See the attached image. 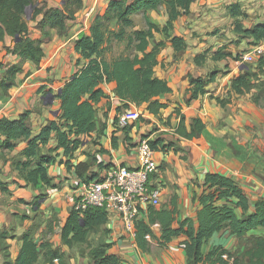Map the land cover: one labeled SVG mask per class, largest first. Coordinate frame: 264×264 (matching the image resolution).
<instances>
[{"label":"crops","instance_id":"1","mask_svg":"<svg viewBox=\"0 0 264 264\" xmlns=\"http://www.w3.org/2000/svg\"><path fill=\"white\" fill-rule=\"evenodd\" d=\"M109 1L82 0L75 18L66 21L65 30L52 29L49 36L42 38L45 54L41 63H23V71L17 74L15 85L7 95L0 94V116L16 119L23 111L29 110V121L34 133L48 120L55 118L59 113L60 100L51 96L79 67L76 64L79 55L74 49V39L88 32L94 15L102 13ZM236 1L244 12L240 18L243 28L264 24V0H193L189 13L179 16L171 31L172 35L184 38V50L175 51L170 38H165L159 32L149 42L148 49L159 41L165 43L160 47L154 75L166 80L172 91L161 94L159 98L171 105H179L186 123L192 118H200L205 128L198 136L188 139L176 133L178 118L174 114L167 117L172 109L169 106L157 116L148 114L141 121L130 122L126 138L124 127L117 126L115 121L123 110H117L121 99L114 95L111 85L104 84L102 87L107 97L97 104L98 128L101 131H94L91 138L87 139L96 140L95 149L92 150H104L105 153H98L99 161H117L130 168L138 165L135 144L140 138L146 136L151 140L161 137L165 143L171 142L172 145L166 150H155L157 169L150 179L153 184L162 187L161 205H170L172 198L176 200L178 220L194 215L196 204L192 198L195 192H200L198 184L208 172L221 173L236 180L249 197L250 210L256 200L264 197V108L251 100V93L238 95L230 88L235 75L243 68H248V65L257 64L255 61L237 69L235 66L236 56L254 43L252 37L235 30V18L230 15L228 6ZM62 3L63 0H36L34 6L45 10L48 7H61ZM147 15L152 22L161 26L167 19L166 6L148 11ZM41 17L42 12L34 19L27 18L32 38L41 37L37 27ZM133 20L135 29L145 28L143 14H134ZM118 43L123 45L121 51L116 53L113 46ZM13 44L14 38L10 35H5L0 42V76L5 65L20 61L16 54L7 53V48ZM105 47L103 56L111 60L123 52L124 42H115L112 46L105 44ZM215 52L224 56L215 59ZM203 53L206 55L205 60L196 63L194 56ZM209 75L214 76L206 85L205 93L192 97L186 89L189 77L208 78ZM40 87H44L43 91H40ZM44 91L47 93L44 94ZM217 97L227 99L219 104ZM112 137H115V146ZM25 145L26 142L21 141L15 149L6 151L0 158V264H13L24 233H30L38 243L47 240L53 247L69 248L61 242L60 231L74 206L80 179L74 174L73 168L69 170L66 164L59 162L61 156H58L50 167L54 187L42 183H25L19 176V170L11 164L13 157H20ZM55 146L56 142L52 141L43 148V152ZM77 156L71 161L72 165L77 162ZM153 229L159 236V226L154 225ZM259 232L253 230L248 235ZM92 236L95 239L102 236L104 242L110 245L108 251L119 256V264H187L182 237L174 238L164 246L152 240L150 250L142 251L134 238L124 233L122 225L111 220ZM214 245H222L227 249L240 246L238 238L227 229L214 234L204 244L203 252H208ZM86 259L87 264H94L90 257ZM70 262L75 264L72 260Z\"/></svg>","mask_w":264,"mask_h":264},{"label":"trees","instance_id":"2","mask_svg":"<svg viewBox=\"0 0 264 264\" xmlns=\"http://www.w3.org/2000/svg\"><path fill=\"white\" fill-rule=\"evenodd\" d=\"M193 0H110L102 13L94 15L88 32L74 39V49L78 53L76 64L79 66L62 86L53 93L59 98V113L55 118L43 124L34 133L29 121V110L23 111L16 119L0 116V158L6 151L15 149L21 141L26 145L20 157H13L11 164L19 170V176L27 184L42 183L54 187L50 176V167L57 161L73 168L74 174L84 182L99 181L104 167L108 166L98 160L97 169L90 170V165L98 157H93L83 150V145L91 133L100 132L98 128L97 104L107 97L104 84L112 87L114 95L121 99L117 110L128 109L133 105L140 106L151 115L157 116L162 109L172 106L167 117L173 114L178 118L175 131L180 136L191 139L198 136L205 128L200 118H192L186 123V117L180 112L179 105H171L162 101L161 94L172 91L168 82L154 75L160 47L163 41L157 42L148 49L155 33H162L175 51L184 50L186 43L183 37L172 35L174 21L179 16L189 13ZM36 0H0V42L5 35L14 38V44L7 48V53L20 57L15 64L5 65L0 76V94L7 95L16 83L17 74L23 71L25 61L40 64L44 57L42 41L50 35L52 29L63 31L66 21L75 18L82 6V0H63L61 7H48L45 10L35 5ZM165 5L167 19L163 25L152 22L148 11ZM32 10L29 19H34L42 12L37 23L41 31L40 38L30 36L26 10ZM229 13L235 18V30L253 38L254 42L264 40V24L251 28H243L240 18L244 16L238 1L228 6ZM143 14L145 28H134V14ZM115 42H124L123 52L117 57L107 60L103 56L106 46ZM224 55L215 52L213 58ZM206 58L205 53L194 56L200 64ZM2 63H0V68ZM208 78L189 77L186 87L192 97L205 93L206 85L213 80ZM230 88L233 93L244 95L251 93V100L259 104L264 99V56L259 57L255 66L248 65L231 79ZM44 87H40L43 91ZM254 91V92H253ZM45 92V91H44ZM47 91L44 93L46 94ZM219 104L225 101L216 98ZM117 121V118L115 119ZM126 138L130 126H125ZM115 140V137H112ZM55 141L56 146L46 152L43 148ZM154 150H166L172 143H165L163 138L149 140ZM115 141L113 146H115ZM99 151H104L100 149ZM55 152V154H53ZM85 154V159L79 156ZM77 156V162L71 161ZM91 158V159H90ZM93 159V160H92ZM92 160V161H91ZM200 192L193 195L196 209L193 216L177 219V202L171 199L170 205L149 206L146 218L136 220L134 240L142 251H149L152 240L161 246L174 238L182 237L181 244L185 252L187 264H264V197L259 198L252 206L247 194L232 177L208 172L204 175ZM109 221L106 209L102 206L89 205L83 210L72 207L60 231L61 242L69 248L75 244L87 242L91 233L98 232ZM159 226V236L153 226ZM227 229L239 240V247L227 249L222 245H214L204 253V244L216 233ZM107 230V229H106ZM259 230L255 234L250 231ZM22 245L14 258L13 264H37L40 256L43 264H71L67 253L61 247H53L50 241L36 242L30 233L22 235ZM110 245L99 242L90 247L89 257L94 264H119V256L109 252Z\"/></svg>","mask_w":264,"mask_h":264},{"label":"built area","instance_id":"3","mask_svg":"<svg viewBox=\"0 0 264 264\" xmlns=\"http://www.w3.org/2000/svg\"><path fill=\"white\" fill-rule=\"evenodd\" d=\"M264 56V40L254 42L235 58L236 69L247 63L255 62ZM148 117L143 108L133 105L123 109L117 115L116 124L125 127L130 122ZM150 137H142L135 144L138 165L128 167L125 164L104 162L99 181L79 180L74 208L83 210L89 205L106 209L109 220L118 221L124 233L134 238L136 220L146 215L149 206L159 207L162 195L160 184H153L150 175L156 171L155 150L149 143Z\"/></svg>","mask_w":264,"mask_h":264},{"label":"rangeland","instance_id":"4","mask_svg":"<svg viewBox=\"0 0 264 264\" xmlns=\"http://www.w3.org/2000/svg\"><path fill=\"white\" fill-rule=\"evenodd\" d=\"M30 13H31V9L28 10V15L30 16ZM122 43H118V44H115L113 46V50L117 53V52H120L121 49H122ZM219 66V65H218ZM251 66H254V65H251ZM220 67V66H219ZM214 68L217 69V67L215 66ZM219 69V68H218ZM254 92V91H253ZM250 94V93H249ZM245 96V94H244ZM226 97H223V99H225ZM227 99V98H226ZM260 107L264 108V99H260V102L258 104ZM145 118H142L140 119L143 120ZM89 140H87L86 142V146L83 148V150L87 153H89V155L93 156V157H98V153L101 152V153H105L103 151H99L98 149L97 150H92L91 148L95 149L93 146L96 144V140L94 139H90L89 143H88ZM92 145V146H91ZM78 155V154H77ZM79 156V155H78ZM82 159L84 160L85 159V154H82ZM91 159V158H90ZM93 160V159H92ZM91 160V161H92ZM97 162H98V159L95 161V162H92L91 165H90V170H96L97 169ZM160 205H161V201H160ZM159 205V206H160ZM99 232V231H98ZM97 232V233H98ZM95 233V234H97ZM93 233L90 234L87 242L85 243H82V244H75L74 246L68 248L67 250H65V252L67 253V258L69 261H73L75 264H87V257H89V249L90 247L92 246H95L97 243L99 242H103V238L102 236H99L97 239H95L93 236ZM37 264H43L42 262V257L39 258Z\"/></svg>","mask_w":264,"mask_h":264},{"label":"water","instance_id":"5","mask_svg":"<svg viewBox=\"0 0 264 264\" xmlns=\"http://www.w3.org/2000/svg\"><path fill=\"white\" fill-rule=\"evenodd\" d=\"M30 9V7L26 10V17L28 18L29 17V15H28V10ZM244 66V65H243ZM58 92H60V89H59V91ZM51 98H53V95L51 96ZM51 100L52 99H50V102H51ZM58 111H56V113H57Z\"/></svg>","mask_w":264,"mask_h":264}]
</instances>
